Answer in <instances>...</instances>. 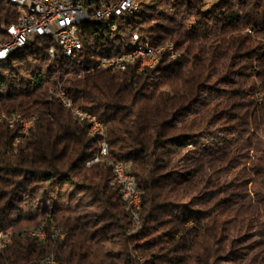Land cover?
Returning a JSON list of instances; mask_svg holds the SVG:
<instances>
[{"label":"trees","instance_id":"1","mask_svg":"<svg viewBox=\"0 0 264 264\" xmlns=\"http://www.w3.org/2000/svg\"><path fill=\"white\" fill-rule=\"evenodd\" d=\"M135 1L113 38L79 24L74 58H51L39 37L0 62V118L35 119L15 145L20 125L0 120V264H264V0ZM18 13L0 0V35ZM132 33L178 54L86 72ZM58 83L105 125L107 161L86 164L96 138L50 96ZM108 161L141 191L134 232Z\"/></svg>","mask_w":264,"mask_h":264},{"label":"built area","instance_id":"2","mask_svg":"<svg viewBox=\"0 0 264 264\" xmlns=\"http://www.w3.org/2000/svg\"><path fill=\"white\" fill-rule=\"evenodd\" d=\"M25 3V11H19L17 16H21L20 24H8L2 26L0 35V55L7 52L11 46H16L21 42H32L41 37V33H55L57 42H60V49H52L49 45L47 52L51 58L75 57V53L82 50V42L78 36V19L89 18L94 22H103L106 25L102 29L104 35L110 38L114 34H106V27L109 25H118L117 20L123 13H130L137 6L135 0H112L101 2L98 6L93 4L85 5L81 0H64V5H56L55 0H19ZM31 6H38V15H31ZM111 21V23H108ZM128 42L137 43V50L123 51L113 56H101L97 60V66L86 70L90 72L93 69L124 70L129 64L135 63L136 71L144 68H152V64H158L157 53H166L169 58H175L168 54V47L159 48L150 47L148 38L141 37L137 33H132ZM53 95L57 96L63 106L76 110V116L80 120L87 122V129H95V136L98 144L96 155L88 161L91 163L107 156V140L105 125L92 113L84 111L77 107H72L70 100L66 97L64 91L50 89ZM6 121V120H4ZM35 121V119H28ZM25 123V122H24ZM13 125H8L13 127ZM24 128H19V134L12 139V145L18 143L25 136ZM117 169H121L125 175V183L113 182L119 188L121 200L124 202L125 209L131 216L136 231L140 226L139 215L133 214V207L140 205L141 191L137 188L136 182L133 181V175L127 171V163L117 161ZM65 233L61 232L62 239ZM6 237V232L0 231V239ZM38 238L44 239V233H39ZM2 248H0L1 250ZM46 264H57V261L46 262Z\"/></svg>","mask_w":264,"mask_h":264},{"label":"bare ground","instance_id":"3","mask_svg":"<svg viewBox=\"0 0 264 264\" xmlns=\"http://www.w3.org/2000/svg\"><path fill=\"white\" fill-rule=\"evenodd\" d=\"M11 3L15 4L19 11H25V3L24 2H20L19 0H9ZM55 4L56 5H64V0H55ZM137 11V6L136 8H134V10H132L130 13H134ZM31 15H38V6H31ZM86 21H92V19L89 18H79L78 19V25L86 22ZM21 23V16H18L16 21L10 23V24H20ZM117 31V25H110L109 26V32L110 34H113ZM41 37H49L51 40V44H52V49H60V42H57V36L55 35V33H41ZM148 42L149 39H148ZM28 42H21L20 44L16 45V46H11V48H9L7 50L6 53L0 55V62L6 60L12 53L16 52L18 49L22 48L23 46H25ZM129 49L126 51H133V50H137V43L135 42H129L128 45ZM150 47H157V46H153L150 43ZM168 47V54L172 57H176L177 53L175 52V49L173 47L172 44L170 43H165L162 45H159V48H166ZM162 53H157V61H159L160 56ZM78 53H75V56H77ZM157 64H152V67L156 66ZM97 66V63L95 65V67ZM94 67V66H92ZM91 68V67H90ZM111 71H115V70H111ZM51 94H53V91H50V96ZM75 115H76V110H71ZM3 118H6L8 121V125H13V122H15V124H19L20 128H24L25 134L28 131V127L33 124V121H28V118H25L23 116H21L20 114H15L12 117H7L4 116ZM29 119H34V118H29ZM25 122V123H24ZM87 134L90 136H95V129H87ZM107 153H108V146H107ZM99 160H106V158L103 159H99ZM97 160V161H99ZM110 167H111V172L113 173V182H117V183H125V175L123 174V171L121 169H117V161H108ZM86 164H91V161H87ZM133 181H135V178L133 176ZM139 206L133 207V214L134 215H139ZM1 231V230H0ZM134 232V231H131ZM39 233H44V237L46 235V232L43 229L40 230H36L33 231L32 234L35 235L36 237H38ZM52 235L53 237L56 238H60L61 237V232L59 230L56 229H52ZM42 239V238H40ZM9 242V237H2L0 239V248L5 247V245ZM55 261L53 258H49L47 259L46 262H52Z\"/></svg>","mask_w":264,"mask_h":264},{"label":"rangeland","instance_id":"4","mask_svg":"<svg viewBox=\"0 0 264 264\" xmlns=\"http://www.w3.org/2000/svg\"><path fill=\"white\" fill-rule=\"evenodd\" d=\"M210 1H212V0H209V2ZM209 2H208V4H209ZM175 49V48H174ZM175 52L178 54V52L175 50ZM258 96H260V93L258 94ZM4 116H6V115H2L1 116V118H0V120H6L5 118H3ZM7 117H11V116H7ZM6 123H7V121H6ZM8 125V124H7Z\"/></svg>","mask_w":264,"mask_h":264}]
</instances>
